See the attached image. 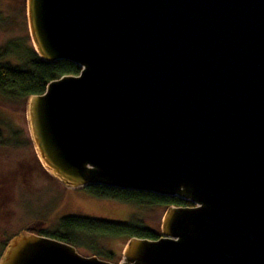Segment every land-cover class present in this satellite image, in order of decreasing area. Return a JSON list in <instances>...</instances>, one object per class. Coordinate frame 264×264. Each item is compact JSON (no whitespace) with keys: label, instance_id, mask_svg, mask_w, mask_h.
Returning <instances> with one entry per match:
<instances>
[{"label":"water","instance_id":"1","mask_svg":"<svg viewBox=\"0 0 264 264\" xmlns=\"http://www.w3.org/2000/svg\"><path fill=\"white\" fill-rule=\"evenodd\" d=\"M34 49L78 74L26 100L37 155L78 189L175 196L122 259L22 230L0 264H264V0H27Z\"/></svg>","mask_w":264,"mask_h":264},{"label":"rangeland","instance_id":"2","mask_svg":"<svg viewBox=\"0 0 264 264\" xmlns=\"http://www.w3.org/2000/svg\"><path fill=\"white\" fill-rule=\"evenodd\" d=\"M27 0H0V51L3 61L20 64L33 45L27 21ZM34 47V46H33ZM0 255L6 241L22 230L51 234L61 217L83 215L104 220L130 221L139 214L147 226L162 234L167 206L145 208L117 199L98 197L87 187L70 188L46 171L31 139L26 102L0 94ZM33 163L42 172L37 173ZM32 167L33 169H30ZM128 237L109 238L102 244L113 250L112 262L122 259ZM79 252L87 255L84 249Z\"/></svg>","mask_w":264,"mask_h":264},{"label":"trees","instance_id":"3","mask_svg":"<svg viewBox=\"0 0 264 264\" xmlns=\"http://www.w3.org/2000/svg\"><path fill=\"white\" fill-rule=\"evenodd\" d=\"M27 52L26 55H23L21 49H18V54L23 58L20 64L3 61L0 58V94L11 100L20 98L23 102H26L29 95L43 93L51 80L64 74H78L80 72V66L69 60H57L50 63L43 61L32 44L27 48ZM7 53L6 48H3L0 51V57ZM1 136L0 128V139ZM87 189L98 197L117 199L145 208L191 205V202L175 196L147 191L123 189L101 184L89 185ZM37 233L68 242L77 248L87 251V255L95 254L109 261L113 259L115 252L102 244L105 239L130 238L133 236L150 239L159 237L155 230L147 226L145 218L139 214L134 215L130 221L104 220L83 215H66L60 218L58 228L51 234L46 231Z\"/></svg>","mask_w":264,"mask_h":264},{"label":"flooded vegetation","instance_id":"4","mask_svg":"<svg viewBox=\"0 0 264 264\" xmlns=\"http://www.w3.org/2000/svg\"><path fill=\"white\" fill-rule=\"evenodd\" d=\"M35 169H37V173L39 174V172H42L41 169L39 168V166H37L36 164L33 163V166ZM32 167H29L30 169H33Z\"/></svg>","mask_w":264,"mask_h":264}]
</instances>
